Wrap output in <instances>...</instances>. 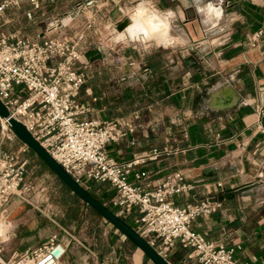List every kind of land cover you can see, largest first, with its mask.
<instances>
[{"label": "crops", "instance_id": "crops-1", "mask_svg": "<svg viewBox=\"0 0 264 264\" xmlns=\"http://www.w3.org/2000/svg\"><path fill=\"white\" fill-rule=\"evenodd\" d=\"M89 1L61 0L53 5L78 7ZM108 1L98 0L102 3L99 6L106 7ZM134 1L138 0H110L115 7ZM139 1L140 6L173 13L177 28L180 23L193 31L196 25L195 20H189L191 16L201 17L199 8L203 4L214 5L207 3L209 0ZM219 6L214 5L224 17L222 29L217 36L206 35L207 39L218 37L215 44L210 45L205 36H195L194 41L190 32L182 29L189 37V50L182 53L165 48L146 55L141 62L143 70L132 71L137 75L135 79L133 74L123 76L108 90L87 82L82 94L87 93L89 102L82 103L91 108L89 118L100 121L128 119L140 112L144 134L136 136L138 145H131L135 137L130 136L108 146L107 154L124 164L145 156L154 144L169 147L171 156L144 166L151 176L149 180L137 182L131 176L130 182L148 191L156 180L181 173L194 189L175 197L176 206L184 208L206 199L222 203V209L208 219H197L193 230L217 245L234 249L236 259L248 264L256 259L260 264L264 262V115H259L258 109H264V0H227ZM5 32H16V27L6 28ZM179 54H185L187 61L182 63ZM85 63L90 64L83 59ZM130 80L138 86L124 83L130 85ZM215 88L222 94L218 99L222 103L212 107ZM227 91L230 99L224 96ZM27 157L30 178H50L49 169H41L47 167L34 154L29 152ZM83 187L136 229L138 211L126 214L111 207L115 194L111 186L86 182ZM51 190V201L46 194L42 209L17 197L11 199L0 228L5 260L42 248L56 236L69 244L64 264H153L71 191L65 193L58 179ZM189 252L177 245L168 262L185 264Z\"/></svg>", "mask_w": 264, "mask_h": 264}, {"label": "built area", "instance_id": "built-area-1", "mask_svg": "<svg viewBox=\"0 0 264 264\" xmlns=\"http://www.w3.org/2000/svg\"><path fill=\"white\" fill-rule=\"evenodd\" d=\"M60 1H0V101L10 116L25 126L76 182L82 186L86 182L109 185L115 191L111 207L126 214L137 210L135 231L166 261L180 245L190 251L185 264H248L236 259L234 249L217 245L193 230L197 219H208L222 209V203L206 199L184 208L176 206L175 197L194 189L181 173L156 180L148 191L130 182L131 176L137 182L149 180L151 176L143 170L144 166L171 156L173 151L169 147L154 144L145 156L124 164L107 154L108 146L130 136L135 137L131 145H138L136 136L144 134L143 115L137 111L128 119L89 118L91 108L80 102L90 65L82 64L87 54L86 35L84 29L73 31L70 24L75 18L50 24L48 30L55 35L42 41L20 37L17 31L5 32L6 28L20 24L17 13L25 5L38 9ZM216 2L224 6L227 0ZM98 4V0H91L79 7L99 13L105 6ZM27 18L31 20V15ZM93 25L89 23L86 31ZM258 111L264 115V109ZM29 152V147L12 130L9 119L0 115V228L13 197L38 209L46 200V188H37L28 176ZM68 249V243L54 236L46 246L7 261L0 242V264H64ZM253 264L259 263L254 259Z\"/></svg>", "mask_w": 264, "mask_h": 264}, {"label": "rangeland", "instance_id": "rangeland-1", "mask_svg": "<svg viewBox=\"0 0 264 264\" xmlns=\"http://www.w3.org/2000/svg\"><path fill=\"white\" fill-rule=\"evenodd\" d=\"M142 1H134L131 3L119 4L118 6H114L108 1V4L105 8L101 9L99 13H97L95 10H84L81 7H77L76 5H65V6H55V5H46L41 6L40 8L36 9L32 6L25 5L22 10L17 13L18 19L20 20V24L16 25V31L19 32L18 36L20 37H27L30 36L32 39L34 38L35 41H42L44 39H47L49 37H53L55 34L48 30V27L50 24L59 22L62 20H68L70 18H75L74 21L70 24L72 27H74V32H81L84 29L85 35H86V44L85 49L88 52L94 51L96 49H100L103 52L104 58L102 61H94L90 62V67L86 70L87 73V82L88 84H91L93 87L104 89L108 86L113 87L118 82V80H121L124 77L132 76V71H136L137 69H140L139 71L143 70V64L141 63L144 61V57L146 55H153L155 51H163L166 49H177L182 50V53L189 50L188 48L191 46L189 37L187 34L183 31H189L192 39L195 41L196 37L200 38L202 36H205V40L208 41V43L215 44L218 37L207 39L206 35L210 34L208 29L205 27L204 24H202V18L196 17V15L191 16V19L189 20H195L196 29L193 31L190 26H188L189 30H186L184 28V24L178 23L176 27V20L175 15L172 13V19L170 23V29L173 30L175 35L178 36L177 44L174 47H169V45H157L153 40L145 39L143 36L132 39L130 36H121L125 33V30L128 29L131 25H133L134 16L136 12L140 10L147 9L148 11H157L145 6L138 5ZM212 2L214 5L219 6L221 3H217L216 0H209L207 3ZM106 3V1H103V4ZM102 3H99L98 5H101ZM149 5L153 6L151 3ZM55 6V7H52ZM81 6V5H80ZM206 5H201V7H204ZM154 7V6H153ZM220 7V6H219ZM113 8V12L112 9ZM199 8V10H200ZM160 12V11H158ZM166 13V12H161ZM31 15V20H28L27 15ZM193 18V19H192ZM197 18V19H196ZM205 20V19H204ZM224 21V17L221 14V20L216 26L218 28V31L222 29V22ZM189 22V21H188ZM89 23H94L91 30L86 31V27ZM180 26V27H179ZM204 30H203V29ZM183 29V30H182ZM205 31V33L203 32ZM183 45L182 43H187ZM156 44V45H154ZM208 44V45H209ZM160 47V48H159ZM169 47V48H167ZM207 47L204 46L202 48ZM179 59L183 63L187 58V56H183L185 54H179ZM142 56V58H140ZM125 59L130 58L132 61L127 62ZM128 63V64H127ZM134 64V66L130 64ZM193 64V63H190ZM138 71V70H137ZM115 76L116 78L111 79L108 77ZM134 76H137L136 74H133ZM117 79V80H116ZM113 81V82H112ZM122 82V81H121ZM124 83L127 84V86L130 87H137L136 81L130 80V85H128V81H125ZM86 84V85H88ZM115 89V88H113ZM216 89V88H215ZM214 90V89H213ZM213 93V91H212ZM215 96V99L218 95L213 94ZM80 102H89V97L87 93H81L80 95ZM32 153V152H31ZM33 154V153H32ZM41 169L48 170V168H45L44 166H41ZM46 170V171H47ZM47 174L50 176L49 179L41 177L40 175L38 177H31L35 183L36 187H43L48 188L46 191V194L49 197V200L51 201V186L53 183H56L58 178H55L53 176V173L48 170ZM59 181V179H58ZM65 193H68V191L64 188ZM49 201V202H50Z\"/></svg>", "mask_w": 264, "mask_h": 264}, {"label": "water", "instance_id": "water-1", "mask_svg": "<svg viewBox=\"0 0 264 264\" xmlns=\"http://www.w3.org/2000/svg\"><path fill=\"white\" fill-rule=\"evenodd\" d=\"M89 62L102 61L104 55L100 49H96L86 54ZM0 115L9 119L12 130L22 143L61 181L77 198L89 206L115 229H117L126 239L136 246L153 264H170L163 259L130 225L123 221L111 209L99 202L80 183L76 182L40 145L27 131L25 126L13 119L8 110L0 101Z\"/></svg>", "mask_w": 264, "mask_h": 264}, {"label": "bare ground", "instance_id": "bare-ground-1", "mask_svg": "<svg viewBox=\"0 0 264 264\" xmlns=\"http://www.w3.org/2000/svg\"><path fill=\"white\" fill-rule=\"evenodd\" d=\"M200 15L203 16L202 24L208 29L209 36H217L218 28L216 27L221 20V11L209 4L200 8ZM134 23L125 33L121 36H130L132 39H137L143 36L145 39L153 40L157 45H170L177 42L178 36H176L173 30L170 29V23L172 19V13H161L158 11H148L147 9L136 12L134 16ZM205 19V20H204ZM224 92V96H228ZM213 94L218 95L216 99L211 102L212 107L219 106L222 94L216 88L213 90Z\"/></svg>", "mask_w": 264, "mask_h": 264}, {"label": "trees", "instance_id": "trees-1", "mask_svg": "<svg viewBox=\"0 0 264 264\" xmlns=\"http://www.w3.org/2000/svg\"><path fill=\"white\" fill-rule=\"evenodd\" d=\"M82 93V92H81ZM132 106V105H131ZM61 182V181H60ZM62 183V182H61ZM63 184V183H62ZM64 185V184H63ZM64 188L68 191V192H70V190L64 185ZM76 197V196H75Z\"/></svg>", "mask_w": 264, "mask_h": 264}]
</instances>
